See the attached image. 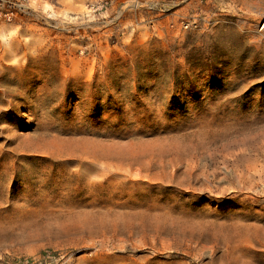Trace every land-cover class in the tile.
<instances>
[{"label":"rangeland","instance_id":"obj_1","mask_svg":"<svg viewBox=\"0 0 264 264\" xmlns=\"http://www.w3.org/2000/svg\"><path fill=\"white\" fill-rule=\"evenodd\" d=\"M0 264H264V0H0Z\"/></svg>","mask_w":264,"mask_h":264}]
</instances>
